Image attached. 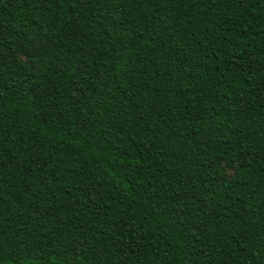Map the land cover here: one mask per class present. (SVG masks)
I'll return each mask as SVG.
<instances>
[{
	"label": "trees",
	"instance_id": "trees-1",
	"mask_svg": "<svg viewBox=\"0 0 264 264\" xmlns=\"http://www.w3.org/2000/svg\"><path fill=\"white\" fill-rule=\"evenodd\" d=\"M0 264H264V0H0Z\"/></svg>",
	"mask_w": 264,
	"mask_h": 264
}]
</instances>
